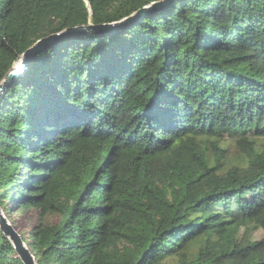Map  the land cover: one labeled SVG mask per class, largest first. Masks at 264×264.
I'll return each instance as SVG.
<instances>
[{"label": "trees", "instance_id": "16d2710c", "mask_svg": "<svg viewBox=\"0 0 264 264\" xmlns=\"http://www.w3.org/2000/svg\"><path fill=\"white\" fill-rule=\"evenodd\" d=\"M161 1L0 0V83ZM28 208L36 264H264V0H176L32 60L0 96V209ZM0 264H22L1 230Z\"/></svg>", "mask_w": 264, "mask_h": 264}, {"label": "water", "instance_id": "95a60500", "mask_svg": "<svg viewBox=\"0 0 264 264\" xmlns=\"http://www.w3.org/2000/svg\"><path fill=\"white\" fill-rule=\"evenodd\" d=\"M174 1L176 0H162L161 2L153 3L139 10L135 14H132L128 18L118 22L98 25L87 24L72 28H66L61 30L60 32L50 34L46 37L38 39L17 58L13 67L5 75L3 81L0 83V96L9 89L11 83L19 77V75L25 70V68L31 63V61L34 60L37 56L44 53L46 50L51 49L59 45L61 42L71 38L88 36L101 37L108 35L118 29L133 25L146 12H158L163 7L168 6ZM0 230L11 243L13 249L15 250V253L21 260L22 264H36V261L34 260L29 249L22 241L21 236L16 231H14L1 209Z\"/></svg>", "mask_w": 264, "mask_h": 264}, {"label": "rangeland", "instance_id": "374dc122", "mask_svg": "<svg viewBox=\"0 0 264 264\" xmlns=\"http://www.w3.org/2000/svg\"><path fill=\"white\" fill-rule=\"evenodd\" d=\"M234 153L235 150L230 147L228 150V158L237 160V156ZM8 219L14 231L20 236H27V232L36 223V214L32 208L20 209L10 214ZM54 221L55 218L47 216L42 220V223H53Z\"/></svg>", "mask_w": 264, "mask_h": 264}]
</instances>
